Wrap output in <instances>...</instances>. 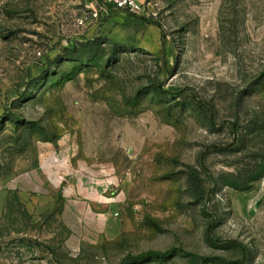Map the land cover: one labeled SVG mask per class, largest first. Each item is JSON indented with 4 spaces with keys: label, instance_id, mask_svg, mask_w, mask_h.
<instances>
[{
    "label": "rangeland",
    "instance_id": "obj_1",
    "mask_svg": "<svg viewBox=\"0 0 264 264\" xmlns=\"http://www.w3.org/2000/svg\"><path fill=\"white\" fill-rule=\"evenodd\" d=\"M140 1L173 58L86 0H0V264H264V0ZM49 146L75 172L18 187Z\"/></svg>",
    "mask_w": 264,
    "mask_h": 264
},
{
    "label": "crops",
    "instance_id": "obj_2",
    "mask_svg": "<svg viewBox=\"0 0 264 264\" xmlns=\"http://www.w3.org/2000/svg\"><path fill=\"white\" fill-rule=\"evenodd\" d=\"M86 1L91 6L93 13L97 12L100 15L99 18L92 20V33H97V35L107 38L110 42L119 46L135 45L149 50L155 55H159L165 51L170 58H173L175 53L174 43L170 37L163 34L162 28L158 24L138 14L115 10L111 6L107 7L108 15L106 16L102 12L105 8L103 0ZM64 157L65 154H60L55 147L49 146L45 148V151L41 153L37 171L26 175L24 181L18 182V180H15L14 183H17V186L24 184L26 190L31 192H37L43 195L46 193L52 194L53 190L60 186L63 178L66 179L75 172L72 169L69 159H64ZM92 177V173L88 172L83 175L85 180H89L87 182L88 186H94V184H89L90 180L93 179ZM6 190L7 188H0L1 200L7 194ZM81 201H84L83 198H81ZM81 201L75 200L73 201L74 204H68L65 210V216L67 218H87L90 208L96 206L98 200L92 196L90 198L87 197L86 204H83L84 202L82 203ZM84 229L83 227V230L79 231L84 233L86 231ZM75 233L78 234V231Z\"/></svg>",
    "mask_w": 264,
    "mask_h": 264
},
{
    "label": "built area",
    "instance_id": "obj_3",
    "mask_svg": "<svg viewBox=\"0 0 264 264\" xmlns=\"http://www.w3.org/2000/svg\"><path fill=\"white\" fill-rule=\"evenodd\" d=\"M105 8L102 10L104 15H108V6H111L115 10H123L130 14H140L144 11V4L140 0H103ZM91 18H99V13H93ZM81 23H84L82 21Z\"/></svg>",
    "mask_w": 264,
    "mask_h": 264
},
{
    "label": "trees",
    "instance_id": "obj_4",
    "mask_svg": "<svg viewBox=\"0 0 264 264\" xmlns=\"http://www.w3.org/2000/svg\"><path fill=\"white\" fill-rule=\"evenodd\" d=\"M163 54L165 55L166 52L163 51ZM155 94L160 95V96H164L168 93L164 92V90L162 88H160V89L158 88L155 90ZM259 171H260V169H259ZM172 253H174V252L173 251L163 252V251H157V250H150V251L144 252V253L136 255V256L129 255L123 260L122 264H134V263H137L138 261H141V260H150L153 258H166V257L170 256Z\"/></svg>",
    "mask_w": 264,
    "mask_h": 264
}]
</instances>
